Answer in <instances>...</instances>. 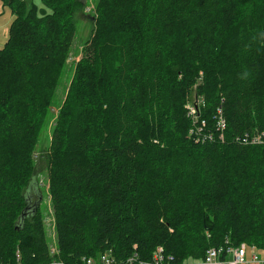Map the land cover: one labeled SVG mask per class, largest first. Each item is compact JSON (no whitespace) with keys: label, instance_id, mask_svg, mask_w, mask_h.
Listing matches in <instances>:
<instances>
[{"label":"trees","instance_id":"16d2710c","mask_svg":"<svg viewBox=\"0 0 264 264\" xmlns=\"http://www.w3.org/2000/svg\"><path fill=\"white\" fill-rule=\"evenodd\" d=\"M1 1L13 13L0 48L3 262L16 264V251L18 264H79L108 250L139 264L157 246L169 264L211 247L264 251V143L236 137L264 132V0L96 1L48 148L53 255L39 196L25 193L85 3L41 0L26 12L22 0ZM199 78L192 100L203 99L208 126L222 106L223 140L188 133L183 105Z\"/></svg>","mask_w":264,"mask_h":264},{"label":"rangeland","instance_id":"374dc122","mask_svg":"<svg viewBox=\"0 0 264 264\" xmlns=\"http://www.w3.org/2000/svg\"><path fill=\"white\" fill-rule=\"evenodd\" d=\"M25 4L26 12H29L33 7H36L38 10L41 7V0H22ZM97 0H84V7L76 11L75 25L76 31L73 36L71 50L69 55L66 58V66L63 70V73L60 77L58 87L56 89L54 97V105L48 114L45 123L43 124L41 131L39 133L38 140L35 145V149L32 155L34 161V176L31 180L30 185L26 189V196L32 200L36 199L38 193L41 192L42 199L40 201V210L43 217V225L46 233V240L48 243L49 249L56 247V231H55V218L53 214V209L51 207L49 195H48V148L50 145V137L52 132V126L57 113V106L60 103L65 88L70 80L72 70L74 69L75 62H77L82 55V47L84 46L85 41L90 36L91 29L93 27V10L94 4ZM13 19V13L11 8L8 5H3L0 0V48L5 44L8 35L10 23ZM202 72H199L201 75ZM200 82V78L197 80V83L191 88L187 95V100L183 105L192 100L193 96L196 94V85ZM186 111V110H185ZM254 253L259 257L261 261L264 262V251L254 250ZM250 248H247V255L250 256ZM193 261H185L182 264H191Z\"/></svg>","mask_w":264,"mask_h":264},{"label":"built area","instance_id":"2783aa9c","mask_svg":"<svg viewBox=\"0 0 264 264\" xmlns=\"http://www.w3.org/2000/svg\"><path fill=\"white\" fill-rule=\"evenodd\" d=\"M203 106L202 98H195L185 104L186 115L190 119L191 126L189 135L195 142H204L215 138L223 140L226 129V119L223 115V108L219 105L214 113L212 126H208L205 119L201 118L200 108ZM243 144H263L264 132L252 131L244 132L241 136H236ZM250 248L251 254L247 255V246H230L226 249L222 247H211L205 251L204 256L191 264H263V261L254 253L255 248ZM51 255L57 254V249H49ZM173 260L170 255H165L162 246H157L149 261H141L139 264H169ZM133 258L119 260L114 257L110 250L102 252L97 256L82 257L79 264H129ZM19 263V255L16 251V264ZM0 264H6L0 259ZM49 264H67L62 260L53 259ZM182 264V263H178Z\"/></svg>","mask_w":264,"mask_h":264},{"label":"water","instance_id":"95a60500","mask_svg":"<svg viewBox=\"0 0 264 264\" xmlns=\"http://www.w3.org/2000/svg\"><path fill=\"white\" fill-rule=\"evenodd\" d=\"M38 196H39V199H38V201H37L36 204L40 203V201H41V199H42V196L40 195V193H38Z\"/></svg>","mask_w":264,"mask_h":264},{"label":"bare ground","instance_id":"6f19581e","mask_svg":"<svg viewBox=\"0 0 264 264\" xmlns=\"http://www.w3.org/2000/svg\"><path fill=\"white\" fill-rule=\"evenodd\" d=\"M230 247V246H229ZM226 248V247H225Z\"/></svg>","mask_w":264,"mask_h":264}]
</instances>
